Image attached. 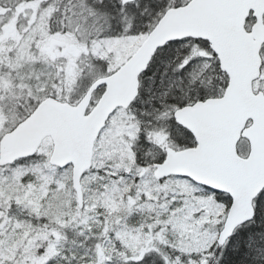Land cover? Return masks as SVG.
<instances>
[{
    "label": "snow or ice",
    "instance_id": "obj_1",
    "mask_svg": "<svg viewBox=\"0 0 264 264\" xmlns=\"http://www.w3.org/2000/svg\"><path fill=\"white\" fill-rule=\"evenodd\" d=\"M0 264H264V0H0Z\"/></svg>",
    "mask_w": 264,
    "mask_h": 264
}]
</instances>
